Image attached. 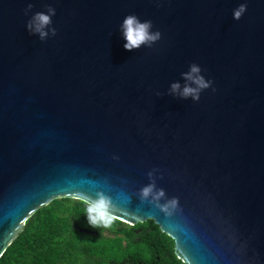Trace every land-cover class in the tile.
I'll list each match as a JSON object with an SVG mask.
<instances>
[{
	"label": "water",
	"instance_id": "1",
	"mask_svg": "<svg viewBox=\"0 0 264 264\" xmlns=\"http://www.w3.org/2000/svg\"><path fill=\"white\" fill-rule=\"evenodd\" d=\"M48 5L41 41L26 23ZM128 14L161 39L126 50ZM191 63L199 101L168 91ZM154 168L173 217L136 195ZM98 189L185 264H264V0H0V257L36 210Z\"/></svg>",
	"mask_w": 264,
	"mask_h": 264
},
{
	"label": "trees",
	"instance_id": "2",
	"mask_svg": "<svg viewBox=\"0 0 264 264\" xmlns=\"http://www.w3.org/2000/svg\"><path fill=\"white\" fill-rule=\"evenodd\" d=\"M83 201L59 197L36 210L0 264H185L155 220L131 225L118 219L111 228H94Z\"/></svg>",
	"mask_w": 264,
	"mask_h": 264
},
{
	"label": "clouds",
	"instance_id": "3",
	"mask_svg": "<svg viewBox=\"0 0 264 264\" xmlns=\"http://www.w3.org/2000/svg\"><path fill=\"white\" fill-rule=\"evenodd\" d=\"M32 8L33 3L28 2L24 10L25 14L31 12ZM246 11L247 3H240L233 10V18L235 20L241 19ZM55 15L56 9L51 5L47 6V11H36L26 23L28 32L38 35L41 41L47 40L50 36H55L57 29L53 26L52 20ZM152 28L153 23L151 20L141 21L135 14H128L120 25L121 34L126 41L124 48L133 51L141 48V46L151 47L161 39V32L159 30L152 31ZM181 76L184 81L183 85L179 81L172 82L168 91L169 94L182 99L191 98L194 101H199L201 92L210 88L213 83L202 75L201 66L197 63H191L188 71L181 73ZM113 159H119V157L114 156ZM157 172L158 169L154 168L147 173L150 182L142 186L136 195L142 203L147 202L154 205L166 217H173L176 213L182 211L179 198L175 196L169 198L163 188L157 187ZM122 183L126 184L127 181H122ZM120 198L125 201L130 199V197H124L122 192ZM83 202L87 206L86 216L91 227L111 228L114 222L119 219V215H117V212L121 210L119 203L102 189L97 190L94 199H84Z\"/></svg>",
	"mask_w": 264,
	"mask_h": 264
},
{
	"label": "flooded vegetation",
	"instance_id": "4",
	"mask_svg": "<svg viewBox=\"0 0 264 264\" xmlns=\"http://www.w3.org/2000/svg\"><path fill=\"white\" fill-rule=\"evenodd\" d=\"M141 264H143L142 262H140ZM138 263V264H140ZM148 264H157L156 262H151V263H148Z\"/></svg>",
	"mask_w": 264,
	"mask_h": 264
}]
</instances>
